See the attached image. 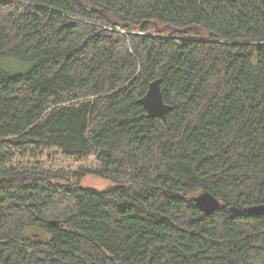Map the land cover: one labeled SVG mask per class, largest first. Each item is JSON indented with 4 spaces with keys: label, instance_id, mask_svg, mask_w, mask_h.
Listing matches in <instances>:
<instances>
[{
    "label": "trees",
    "instance_id": "16d2710c",
    "mask_svg": "<svg viewBox=\"0 0 264 264\" xmlns=\"http://www.w3.org/2000/svg\"><path fill=\"white\" fill-rule=\"evenodd\" d=\"M258 205L264 0H0V264H264Z\"/></svg>",
    "mask_w": 264,
    "mask_h": 264
},
{
    "label": "water",
    "instance_id": "95a60500",
    "mask_svg": "<svg viewBox=\"0 0 264 264\" xmlns=\"http://www.w3.org/2000/svg\"><path fill=\"white\" fill-rule=\"evenodd\" d=\"M140 103L145 107L148 117L152 119L167 121L172 111V107L164 100L162 79H157L150 84L148 93L140 100ZM194 202L200 212L206 215L214 214L222 207L221 202L208 192L198 195ZM247 212L256 217L264 216V205L252 206L247 209ZM50 224L58 225V222L51 221Z\"/></svg>",
    "mask_w": 264,
    "mask_h": 264
},
{
    "label": "rangeland",
    "instance_id": "374dc122",
    "mask_svg": "<svg viewBox=\"0 0 264 264\" xmlns=\"http://www.w3.org/2000/svg\"><path fill=\"white\" fill-rule=\"evenodd\" d=\"M43 162L48 168H54L56 170L66 169L72 172H78L83 168L93 169L97 167L96 161L93 157L88 160L78 161L76 159L66 158L58 151L51 152L50 156H44ZM82 184L85 189L96 192L103 191L115 185V183L110 180L102 179L92 174H88L86 177H84L82 179Z\"/></svg>",
    "mask_w": 264,
    "mask_h": 264
}]
</instances>
